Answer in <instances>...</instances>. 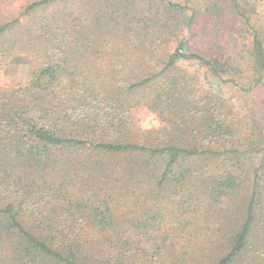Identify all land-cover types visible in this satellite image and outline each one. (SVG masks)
<instances>
[{
    "label": "trees",
    "instance_id": "1",
    "mask_svg": "<svg viewBox=\"0 0 264 264\" xmlns=\"http://www.w3.org/2000/svg\"><path fill=\"white\" fill-rule=\"evenodd\" d=\"M59 1H35L24 14ZM251 1L212 0L208 8L213 18L231 11L251 29L247 83L227 75L235 70L228 48L205 56L180 38L155 61L168 43L155 16L61 20L77 25L53 35L48 62L24 83L0 86V264H264V100L253 113L256 140L245 145L222 122L223 103L201 105L183 71L195 63L220 87L260 92L264 44L247 16ZM188 8L168 3L169 12ZM17 22L2 25L0 36ZM119 39L148 57L136 70L96 63ZM148 92L150 101H137ZM154 102L175 114L171 131L134 133L132 111ZM117 198L136 200L124 204L128 218L115 213ZM166 202L183 214H159L156 204Z\"/></svg>",
    "mask_w": 264,
    "mask_h": 264
},
{
    "label": "rangeland",
    "instance_id": "2",
    "mask_svg": "<svg viewBox=\"0 0 264 264\" xmlns=\"http://www.w3.org/2000/svg\"><path fill=\"white\" fill-rule=\"evenodd\" d=\"M35 1L38 0H0V27L18 19L14 26L0 36V63L2 64L0 86L13 87L24 83L37 68L46 64L53 35H61L77 25V22L71 19H81L86 16L90 24L97 25V20L101 21L108 16H117L119 20L124 15L144 17L152 15L162 23H166L167 29H163V33L168 43L165 48L155 51L153 54L155 61L173 50L176 39L185 38L189 39V47L192 51L205 56L221 55L220 49H230L229 59L235 70L229 71L227 75L236 79L241 78L245 83L251 80L249 56L251 29L248 30L244 21L235 17L231 11L226 12L223 18H213V13L208 11V8L212 6L210 4H214L212 0H188V2L186 0H61L50 7L24 14L26 7ZM168 3L186 5L189 8L182 13L169 12ZM251 3L255 11L247 16L250 17L251 25L264 44V0H252ZM191 10L196 11V20L192 29L188 30L184 24L186 18L192 14ZM65 17L71 18L67 21V26L61 23ZM98 17L103 18L98 19ZM42 20L45 21L44 24ZM50 32L53 34L48 36ZM107 37H112V34H108ZM58 38L61 39V36ZM142 52L143 50L135 47L134 44L119 39L113 41L108 51L95 55L94 59L96 63L103 61L106 65H124L125 68L135 67L136 70V66L144 59H148L147 56H140ZM184 64L185 74L194 77V82L191 84L199 92L197 99H200V104H207L218 109L219 102L223 103V109L219 107L222 113L221 119L224 125L232 128L235 140L245 139L243 142L245 145L253 143L256 140L250 134L251 130H255L252 125L253 113H258L256 106L259 107L260 102L264 100V87L260 92L250 93H243L232 85L220 87L217 80L205 68H199L195 63ZM174 73L172 72L171 76ZM135 96L137 101L144 102L152 98L150 92L148 97L142 93ZM152 107L154 109L139 107L132 111L135 122L134 133L146 134L147 137L153 138L151 134L171 131L176 123L175 114L170 115L169 112L157 108L156 102ZM230 142L235 146L234 139ZM134 201L136 200L117 198L115 213L128 218L126 215L129 213L124 204H133ZM156 207H159L157 212L163 216H168L172 211L183 214L182 210L167 202L156 204ZM132 211H138V209L132 208ZM130 220L132 218L128 219ZM167 222L172 224V220ZM177 222L178 220H175V227L180 228Z\"/></svg>",
    "mask_w": 264,
    "mask_h": 264
}]
</instances>
